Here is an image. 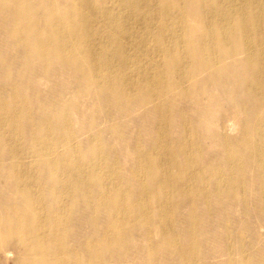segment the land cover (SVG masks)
I'll list each match as a JSON object with an SVG mask.
<instances>
[{
  "label": "bare ground",
  "instance_id": "bare-ground-1",
  "mask_svg": "<svg viewBox=\"0 0 264 264\" xmlns=\"http://www.w3.org/2000/svg\"><path fill=\"white\" fill-rule=\"evenodd\" d=\"M0 33V264H264V0H0Z\"/></svg>",
  "mask_w": 264,
  "mask_h": 264
},
{
  "label": "rangeland",
  "instance_id": "rangeland-1",
  "mask_svg": "<svg viewBox=\"0 0 264 264\" xmlns=\"http://www.w3.org/2000/svg\"><path fill=\"white\" fill-rule=\"evenodd\" d=\"M9 40V39H8ZM10 41V40H9ZM0 43H8L7 39L4 35H2L0 33ZM5 54L6 56H8L9 59H13V58H17L18 55L16 54L15 51H12L11 48H0V54ZM15 83L17 84V79L16 76H13L12 78ZM26 82L29 85V94L25 97V98H30L29 96H31V87H34L36 89H38L39 93L45 94V98L44 101L47 103V107H52L54 105H56L58 102L63 101L62 99H64L66 101V104H71L73 101H78V103H81V105H87V100L84 99L83 97L77 96L76 94L73 93H68L66 92V89L64 88V83L66 82L65 77L61 78V77H54V78H47V77H41L38 78L36 77L35 74L29 72L28 75H26ZM3 86V85H1ZM4 91V89H2V92ZM56 115H48V118H52ZM58 117V116H57ZM66 118V115L64 117V119ZM64 119L62 120V122L64 121ZM72 119L74 121V127L76 129H80L82 128L84 125V122L82 123L78 117L77 114L73 113L72 114ZM126 123H128L127 125H129L128 130L125 133H122V138H125L126 141H130L131 143H133L136 140L140 141V144L142 147H147L148 144V139L150 138L151 134L149 133V130L152 128V123L150 124L148 121H144L141 123V121H139L138 123L132 124L130 123L128 120L125 121ZM236 134V132L234 133V135ZM104 140V139H103ZM116 149H127L125 144L122 142V140L118 137V141L115 142L113 144ZM213 155L217 157L218 156V152L219 149H213ZM109 158L111 159H116L115 155L111 154L109 155ZM133 159L131 154H126V160L129 163V160ZM216 160V159H214ZM130 164V163H129ZM132 165V164H130ZM247 219H249L250 217H246ZM202 226H206L209 225V230H210V235L214 238L216 236H219L220 238V242L219 244H214V240L211 242H208L206 244H208L205 247L206 251H215V250H219L220 252L224 251L226 248L230 249L231 247L235 248L233 249V251H237V249L240 247L241 244L236 243H231V245L227 246V242L225 244H223V241L221 240V238L223 237L222 233V228L221 226H218V222L214 221L213 223H206V222H202L201 223ZM252 225H258V222H256L255 220H252ZM88 228V227H87ZM259 237L260 240L264 239V230H259ZM250 237V239L252 240V234L248 233V238ZM259 241V239H258ZM260 245H256L254 248L252 249H248L246 255H251L254 256L255 253H259L261 251L260 249ZM13 256H11L12 258ZM243 256L242 255H235L234 259L235 260H239L242 259ZM225 259L219 260V262L224 261ZM128 264H139V263H132V262H128ZM8 264H13L12 260L10 259L8 261Z\"/></svg>",
  "mask_w": 264,
  "mask_h": 264
}]
</instances>
